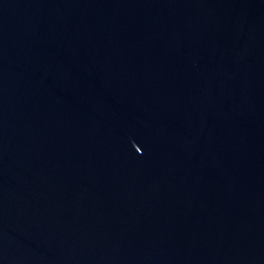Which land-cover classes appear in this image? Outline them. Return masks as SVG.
Here are the masks:
<instances>
[{
  "label": "water",
  "instance_id": "water-1",
  "mask_svg": "<svg viewBox=\"0 0 264 264\" xmlns=\"http://www.w3.org/2000/svg\"><path fill=\"white\" fill-rule=\"evenodd\" d=\"M0 264H264V0H0Z\"/></svg>",
  "mask_w": 264,
  "mask_h": 264
}]
</instances>
